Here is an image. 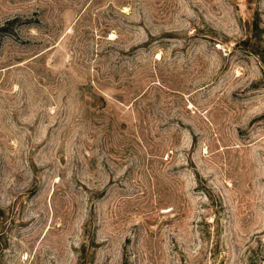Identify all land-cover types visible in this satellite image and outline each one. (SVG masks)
Masks as SVG:
<instances>
[{
  "label": "rangeland",
  "instance_id": "rangeland-1",
  "mask_svg": "<svg viewBox=\"0 0 264 264\" xmlns=\"http://www.w3.org/2000/svg\"><path fill=\"white\" fill-rule=\"evenodd\" d=\"M0 264H264V0H0Z\"/></svg>",
  "mask_w": 264,
  "mask_h": 264
}]
</instances>
